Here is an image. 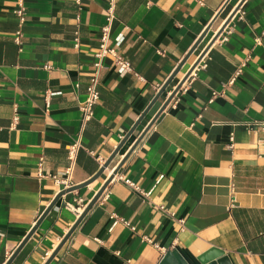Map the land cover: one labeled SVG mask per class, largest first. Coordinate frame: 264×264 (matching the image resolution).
Listing matches in <instances>:
<instances>
[{
    "label": "crops",
    "instance_id": "obj_1",
    "mask_svg": "<svg viewBox=\"0 0 264 264\" xmlns=\"http://www.w3.org/2000/svg\"><path fill=\"white\" fill-rule=\"evenodd\" d=\"M112 1L109 43L133 69L120 74L112 57H103L99 100L83 121L79 104L109 0H25L20 43L13 39L16 1L0 0V263L59 190L99 169L155 84L205 30L108 165L63 192L8 263L45 264L79 215L66 202H89L238 0ZM262 30L264 0H242L205 50V65L193 67L185 88L173 93L46 264H158L167 248L197 264L196 255L211 245L231 264H264ZM14 103L18 119L10 126ZM74 138L80 147L71 184L63 186L52 174L69 164ZM111 212L119 218L113 225Z\"/></svg>",
    "mask_w": 264,
    "mask_h": 264
},
{
    "label": "built area",
    "instance_id": "obj_2",
    "mask_svg": "<svg viewBox=\"0 0 264 264\" xmlns=\"http://www.w3.org/2000/svg\"><path fill=\"white\" fill-rule=\"evenodd\" d=\"M15 1H16V4H15L13 11L17 16V22L19 24V27L15 30V34H14L13 39L15 42L20 43V41H21L20 40V36H21L20 25L25 21L26 7H25V0H15ZM113 9H114L113 1L109 0V5L107 8V14L105 17L106 19H105V22L101 25V32L99 35V43H98V46L94 52L95 59L92 62L93 71H92V74L89 76L88 81L86 83V96L79 104V108H80L81 113H82V120L83 121H85V120H87L93 116L94 105L99 100V69L102 66L103 57L106 55H110L112 57L113 63L117 66V70L120 74H123L127 71H131L133 69L130 60L128 58H126L114 45H111L109 43V33H110V28H111V22H112V19L114 16ZM260 34H264V30H262L260 32ZM259 35L254 36L255 42L259 41ZM75 39H77V37ZM75 44L77 45L78 42L76 41ZM202 58H203V56L199 59V61L195 64V66L197 64L205 65ZM44 66L49 68L50 64H45ZM192 69L188 72V74L183 79V81L180 83V85L178 86V88L176 89L175 92H177L179 90H183L185 88L186 83L188 82V79L191 76ZM238 70H236L235 73H237ZM135 74L138 78H142V76L137 74L136 72H135ZM232 78H233V76H231L228 79V81H230ZM159 85L160 84H157V83L155 84V86L157 88L159 87ZM215 93L216 92L213 90L211 92L210 97L207 99V101L210 100L211 97ZM50 94H51V91L46 90V92H45L46 98H48ZM47 101H48V99H47ZM17 119H18V115L16 112V103H14V112H13V116L11 118L10 126H13L16 123ZM260 128H261V132H262V136H263V140H264V123H262L260 125ZM121 137H122V135H121ZM230 138H231V136H230ZM79 147H80L79 138H74L68 144V154L67 155H68V159H69V164L65 167L64 171L62 172V175L52 174L55 181L62 183L63 186H69L71 184L69 175L71 172L72 163L74 162V160L76 158L77 151H78ZM37 174L39 176L44 175V173L42 171V157L39 158V160H38ZM161 176H162V174H158L157 178L154 180V183L157 182ZM113 177H114V175H113ZM120 178L122 179V176H120ZM125 182L129 186H131L132 188H135L136 190H138L144 196H146L149 193V190L142 191L135 184V182L130 180V179H125ZM232 199L233 198L230 197V202L232 201ZM77 201H78V205H76V206L72 205L69 202H66V206L77 211V213L79 214L82 211L84 205L82 204V198L81 197H78ZM158 208L161 210L165 209L162 204H158ZM168 213H170V212H168ZM110 216L113 218L112 223H111V225H113L118 221L119 218L114 212H111ZM123 221L126 224H129V222H127L126 220H123ZM178 221H181V219H178ZM131 228H134V227L131 226ZM159 248H161L162 251L164 250L163 247H159ZM0 264H3V263H0Z\"/></svg>",
    "mask_w": 264,
    "mask_h": 264
},
{
    "label": "water",
    "instance_id": "obj_3",
    "mask_svg": "<svg viewBox=\"0 0 264 264\" xmlns=\"http://www.w3.org/2000/svg\"><path fill=\"white\" fill-rule=\"evenodd\" d=\"M242 0H238L237 3L234 5V7L230 10V12L227 14L223 22L220 24V26L215 30V32L211 35L209 40L206 42V44L201 48V50L198 52L196 57L193 59V61L190 63L188 68L184 71V73L181 75V77L178 79V81L175 83V85L171 88L169 93L166 95L156 112L151 116V118L148 120V122L145 124L143 129L140 131V133L136 136V139L134 140L132 146L130 147V150L136 142L140 139V137L144 134V132L147 130V128L150 126L158 112L165 106V104L168 102L170 97L173 95V93L176 91L180 83L183 81V79L186 77L188 72L195 66V64L199 61V59L203 56L205 50L207 49L208 45L213 41V39L217 36V34L220 32L224 24L228 21L230 16L234 13V11L239 7ZM205 30H202V32L197 36L195 41L192 43V45L186 50V52L183 54V56L179 59V61L175 64L174 68L171 70V72L168 74V76L162 81V83L159 85L156 92L153 94V96L150 98L147 105L143 108V110L140 112V114L137 116L135 122L132 124V126L128 129V131L125 133L123 138L118 142L114 150L111 152V154L104 160L103 164L99 167V169L89 178L82 181L81 183L71 185L68 188L59 190L53 199L49 202L48 206L41 212L40 216L36 220V223L30 228V230L27 232V234L24 236V238L20 241V243L17 245L15 250L12 252V254L9 256L8 260L4 264H8L12 257L15 255V253L18 251V249L21 247V245L24 243V241L29 237V235L33 232L36 225L39 223L40 219L45 215V213L55 204L57 199L61 196V194L69 189H72L74 187H79L81 185H85L86 183L90 182L92 179H94L100 172L104 169L105 166L108 165V163L111 161L119 147L123 144L125 139L128 137V135L132 132L134 127L136 126V123L141 118V116L145 113L148 106L152 103V101L159 95V93L164 89L165 85L168 83V81L171 79V77L174 75L176 70L179 68L181 63L184 61L186 56L190 53V51L193 49V47L196 45L198 40L201 38ZM129 150V151H130ZM129 151L121 158V160L118 162V164L114 167L112 172L109 174V176L106 178V180L103 182V184L100 186V188L97 190V192L93 195V197L89 200V202L84 206L82 211L79 213L77 219L74 221V223L70 226V228L67 230V232L64 234L56 248L53 250L50 258L52 255L57 251V249L62 245V243L68 238L72 230L75 228V226L78 224L80 219L83 217V215L88 211V209L92 206V204L97 200V198L100 196L101 192L103 191L104 187L108 183V181L113 177L114 173L117 171L118 167L121 165V163L124 161L126 156L128 155ZM48 258V260L50 259ZM196 260L198 261L197 264H231L227 255L223 252L221 248H218L216 246H209L205 250L201 251L196 255ZM47 260V261H48ZM45 262V264L47 263ZM158 264H190L188 263L175 248H167L163 251Z\"/></svg>",
    "mask_w": 264,
    "mask_h": 264
}]
</instances>
